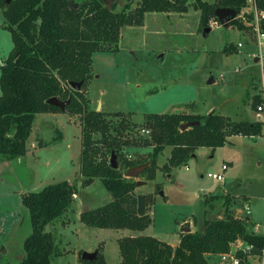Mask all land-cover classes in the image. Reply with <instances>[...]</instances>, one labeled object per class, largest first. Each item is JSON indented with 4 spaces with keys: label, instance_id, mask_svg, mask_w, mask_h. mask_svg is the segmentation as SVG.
Returning <instances> with one entry per match:
<instances>
[{
    "label": "rangeland",
    "instance_id": "1",
    "mask_svg": "<svg viewBox=\"0 0 264 264\" xmlns=\"http://www.w3.org/2000/svg\"><path fill=\"white\" fill-rule=\"evenodd\" d=\"M70 1L79 7L92 0ZM134 1L132 7L136 8L139 0ZM106 3L112 4L111 0ZM126 4V0H120L117 10ZM188 9L183 14H148L144 26L124 30L119 51L94 54L92 78L83 90L90 109L130 114L138 124L148 114L185 111L200 115L215 111L233 121H258L255 101H264V50L261 52L255 32L231 25L232 19L229 26L219 22V27L210 25L207 32L200 26L201 12L194 0L189 1ZM250 15L257 17L247 3L235 19L245 24ZM5 21L0 7V67L14 49ZM231 45L238 52H227ZM82 130L79 116L65 112L38 114L26 155L9 162L0 160V264H20L26 256L24 243L33 228L23 196L61 182L77 184L79 194L73 208L46 228L62 252L52 264H79L81 253L95 251L101 252L108 264H121L118 241L129 236H151L175 247L186 229L200 231L205 218L224 217L222 198L214 202L213 208L208 205L220 194L230 198L235 216L242 213V218H251L253 226L259 225V233L263 232L264 136L240 139L218 149L214 156L209 148H201L196 159L170 173L162 170L172 152L171 147L166 148L158 158L160 169L155 180H147L144 174L135 179L146 182L136 194L153 193L156 197L150 212L152 224L138 232L92 228L81 221L83 212L114 200L101 179L88 188L82 186ZM152 152L153 148L126 150L128 160L143 162L151 159ZM118 163L125 173L123 161ZM223 164L229 168L223 182L208 177ZM224 184L234 192H224ZM157 186L162 188L160 193ZM235 194L252 200L246 203L248 199ZM210 259L212 264L222 261L219 255ZM250 264L260 263L254 259Z\"/></svg>",
    "mask_w": 264,
    "mask_h": 264
},
{
    "label": "trees",
    "instance_id": "2",
    "mask_svg": "<svg viewBox=\"0 0 264 264\" xmlns=\"http://www.w3.org/2000/svg\"><path fill=\"white\" fill-rule=\"evenodd\" d=\"M119 1L111 0L108 5L106 0H92L77 7L70 0H0L5 28L14 43L13 51L0 67V160L9 162L24 157L37 115L63 112L48 101L55 97L70 99L68 114L79 116L83 123L82 186L88 188L101 179L114 197L112 202L83 212L81 221L92 228L143 232L152 224L150 212L156 197L153 193L136 194L138 181L112 167L113 153L123 161L126 171L150 162L143 174L153 181L160 169L158 158L166 148L171 147L172 152L162 170L170 173L188 165L201 148H210L214 153L230 144L229 139L234 136L263 137L264 124L233 121L215 111L208 115L186 111L148 114L138 124L130 114L90 109V100L83 90L92 78L94 54L119 51L124 30L144 26L148 14L187 13L190 0H139L136 8L132 7L134 0H126L127 4L118 11ZM256 3L264 10V0ZM194 5L201 12L200 26L206 31L212 20L220 22L217 9H233L240 15L247 0H215L213 4L194 0ZM252 19L248 16V20ZM231 25L242 31L252 29L238 19H233ZM226 51L238 49L231 45ZM72 82H83L81 91L74 90ZM263 102L262 98L255 101L256 110ZM184 124L195 126L182 130ZM143 130L150 131V135L143 136ZM131 148H153L151 159L128 160L126 150ZM157 191L160 193L162 188L157 186ZM78 194L77 184L61 182L23 196L33 232L24 243L26 256L20 264H52L54 258L62 255L46 228L73 208ZM218 198L224 202V217L205 218L202 230L182 233L176 247L151 236L119 239L121 264H212L211 256L229 253L231 244L238 239L253 245L252 255H261L264 234L253 231L249 217L232 213L229 197L217 195L208 205L213 208ZM82 254L79 264H108L101 252L94 260H83ZM238 256L245 260L244 264L248 263L242 252Z\"/></svg>",
    "mask_w": 264,
    "mask_h": 264
},
{
    "label": "built area",
    "instance_id": "3",
    "mask_svg": "<svg viewBox=\"0 0 264 264\" xmlns=\"http://www.w3.org/2000/svg\"><path fill=\"white\" fill-rule=\"evenodd\" d=\"M247 3L252 6V10L256 12V19H252L251 21L248 20V16L246 17L245 24L248 27H252L253 31L255 32L258 40V45L261 47V52L264 50V10H260L257 6L256 0H247ZM210 25L212 27H219L220 23L217 20H212ZM262 57V55H261ZM264 62V60L262 61ZM256 118L257 122L264 124V104H261L256 110ZM143 133L150 134V131L143 130ZM228 169L227 165L223 166V169L219 173H209L208 177L212 178L218 182H223L225 179L224 172ZM253 249V245L246 243L242 239H238L231 244V250L229 253L221 254L219 257L221 258V262L223 264H244V259L238 256V252H242L244 255L247 256L248 263L254 259H257L258 263L264 264V249L261 255H252L250 252ZM256 261V260H255Z\"/></svg>",
    "mask_w": 264,
    "mask_h": 264
},
{
    "label": "water",
    "instance_id": "4",
    "mask_svg": "<svg viewBox=\"0 0 264 264\" xmlns=\"http://www.w3.org/2000/svg\"><path fill=\"white\" fill-rule=\"evenodd\" d=\"M236 15L237 13L233 9L220 8V9H217L216 11V17L220 20L223 26H229L230 19L232 20L235 19ZM209 31L210 29H207V32ZM211 83H214V79L211 81ZM70 86L74 90L80 91L83 87V82H80V83L72 82L70 83ZM48 103L52 106L60 108L63 112L68 113L67 107L71 103V100L69 99L67 101H62L58 97H55V98L50 99ZM193 126L195 125L194 124H191V125L184 124L182 125V130H186ZM111 165L114 169H119L118 157L114 153L112 154ZM149 166H150V162L143 164V165L136 166V167H132L126 171L125 177L130 178V179H138L148 169ZM145 184H146L145 181L139 180L137 183V186L141 187V186H144ZM239 217H242V215H240ZM185 232L189 233L191 232V229L190 228L186 229ZM96 257H97V252L96 253L84 252L82 255L83 260H94Z\"/></svg>",
    "mask_w": 264,
    "mask_h": 264
},
{
    "label": "crops",
    "instance_id": "5",
    "mask_svg": "<svg viewBox=\"0 0 264 264\" xmlns=\"http://www.w3.org/2000/svg\"><path fill=\"white\" fill-rule=\"evenodd\" d=\"M256 113V112H255ZM249 137H242V136H234V137H231L230 139H229V141H230V144L229 145H234V143L236 142V141H238V140H240V139H248ZM255 138H260V137H255ZM251 139H254V138H251ZM228 145V144H227ZM220 149V148H219ZM209 150H211V153H212V155L214 156V154L217 152V150L213 153L212 152V149H210L209 148ZM212 156V157H213ZM197 158V156H195L193 159H196ZM192 159V160H193ZM191 160V161H192ZM230 161V160H229ZM189 164V163H188ZM224 165H227V164H223L222 165V168L219 170V171H217L216 173H219V172H221L222 171V169H223V166ZM227 167H228V165H227ZM229 169V168H228ZM227 169V170H228ZM226 170V171H227ZM171 177V176H170ZM224 187H226V185L224 184ZM234 192L233 191V189L231 190L229 187H226L225 189H224V192ZM210 194H213L212 193V191H210L209 192ZM226 194V193H225ZM221 195V194H220ZM236 195V194H235ZM236 196H238V195H236ZM238 197H244V198H246V199H248V202H246V203H249L251 200H252V198L250 197V196H247V195H245V196H242V195H239ZM240 215H242V213H238V216H240ZM250 221H251V218H250ZM254 232L255 233H257V234H264V230H263V232L262 233H259V232H261V230H260V226L259 225H256V224H254ZM185 232V231H184ZM191 232H194V230L193 229H191ZM182 234V233H181ZM179 243H180V241H179ZM178 246V245H177ZM176 247V246H175ZM97 251H95V252H93V253H96ZM220 258V257H219ZM253 261V260H252ZM218 264H223L222 262H220V263H218Z\"/></svg>",
    "mask_w": 264,
    "mask_h": 264
}]
</instances>
